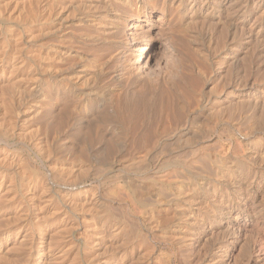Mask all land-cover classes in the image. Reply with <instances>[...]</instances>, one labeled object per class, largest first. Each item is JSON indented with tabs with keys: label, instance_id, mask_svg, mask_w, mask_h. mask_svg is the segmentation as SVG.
<instances>
[{
	"label": "rangeland",
	"instance_id": "obj_1",
	"mask_svg": "<svg viewBox=\"0 0 264 264\" xmlns=\"http://www.w3.org/2000/svg\"><path fill=\"white\" fill-rule=\"evenodd\" d=\"M0 1V264H264V0Z\"/></svg>",
	"mask_w": 264,
	"mask_h": 264
},
{
	"label": "bare ground",
	"instance_id": "obj_2",
	"mask_svg": "<svg viewBox=\"0 0 264 264\" xmlns=\"http://www.w3.org/2000/svg\"><path fill=\"white\" fill-rule=\"evenodd\" d=\"M23 1H25V0H23ZM0 2H2V1H0ZM4 2H7V1H4ZM13 2H14V1H13ZM15 3H16V2H15ZM23 3H24V2H23ZM37 3H38V1H37ZM3 4H5V3H3ZM7 4H8V3H7ZM10 4H11V3H10ZM10 4H9V5H10ZM11 5H12V4H11ZM5 6H6V4H5ZM21 6H22V5H21ZM22 7H23V6H22ZM2 8H4L3 5H2ZM8 8H9V7H8ZM19 8H21V7H19ZM21 9H22V8H21ZM19 10H20V9H19ZM43 12H44V9H43ZM10 13H11V12H10ZM21 13H22V12H21ZM0 14H2L1 11H0ZM8 14H9V13H8ZM12 15H13V14H12ZM17 16H18V15H17ZM35 16H36V15H35ZM7 17H8V16H7ZM12 18H13V16H12ZM39 18H40V17H39ZM34 19H35V18H34ZM0 20H1V19H0ZM15 20H16V19H15ZM40 20H41V19H40ZM122 20H123V19H122ZM5 21H6V20H5ZM8 21H9V20H8ZM32 21H33V20H32ZM41 21H42V20H41ZM116 21H117V20H116ZM1 22H2V21H1ZM13 22H16V21H13ZM17 22H18V21H17ZM35 22H36V21H35ZM124 22H125V21H124ZM124 22H123V23H124ZM114 23H115V22H114ZM116 23H117V22H116ZM126 23H127V22H126ZM40 24H42V23H40ZM119 24H120V23H119ZM119 24H118V26H119ZM13 25H14V24H13ZM32 25H33V24H32ZM42 25H43V24H42ZM121 25H123V24H121ZM134 25H136V23L134 24L133 22L130 21V22L128 23V28H124V29H127V31L121 32V34H119V36L121 35L120 37L123 36V37L126 38V37L128 36V34H129V35H130L129 39H130V40H133L132 35L135 34V32L133 33ZM27 26H28V25H27ZM39 26H40V25H39ZM116 26H117V24H116ZM126 26H127V25H126ZM120 27H121V26H120ZM122 27H125V23H124V26H122ZM11 28H12V27H11ZM8 29H9V27H8ZM117 29H118V28H117ZM124 29H123V30H124ZM10 30H11V29H10ZM18 30H19V29H18ZM24 30H25V29H24ZM26 30H27V29H26ZM26 30H25V31H26ZM120 30H122V28H120ZM134 30H135V29H134ZM117 31H118V30H117ZM12 32H13V29H12ZM18 32H19V31H18ZM22 32H23V31H22ZM27 32H28V31H27ZM15 33H16V32H15ZM0 34H1V33H0ZM28 34H29V33H28ZM116 34H117V33H116ZM14 35H15V34H14ZM16 36H20V37H21L20 34H19V35L17 34ZM3 37H4V36H3ZM8 37H9V36H8ZM123 37H122V38H123ZM27 38H28V37H27ZM122 38H121V39H122ZM134 38H135V37H134ZM11 39H12V38H11ZM123 40H124V39H123ZM125 40H126V39H125ZM125 40H124V41H125ZM17 42H18V41H17ZM20 42H21V41H20ZM11 43H12V42H11ZM15 43H16V41H15ZM20 45H21V44H20ZM2 46H3V45H2ZM18 46H19V45H18ZM10 47H11V46H10ZM4 48H5V47H3L2 49H4ZM16 48H17V47H16ZM16 48H15V50H16ZM20 48H21V47H19V49H20ZM2 49H0V50H2ZM4 51H5V50H4ZM8 52H9V51H8ZM4 53H5V52H4ZM12 53H13V52H12ZM7 54H8V53H7ZM14 54H15V52H14ZM10 55H11V54H10ZM17 55H18V54H17ZM3 56H4V55H3ZM13 57H14V56H13ZM1 59H2V58H1ZM10 59H11V58H10ZM13 60H14V59H13ZM138 62H139L138 65L143 69L144 67H142V60H141V57L139 58ZM15 64H16V63H15ZM16 65H17V64H16ZM16 65H15V66H16ZM11 68H12V66H11ZM14 69H15V68H14ZM11 70H12V69H11ZM5 71H6V70H5ZM6 72H7V71H6ZM135 107H136V105H135ZM148 135H149V134H148ZM149 137H150V136H149ZM76 156H77V155H76ZM77 157H79V156H77ZM77 157H76V158H77ZM80 157H81V156H80ZM76 161H77V160H76ZM79 161H80V159H79ZM77 163H78V162H77ZM83 163H84V162H83ZM78 164H79V163H78ZM74 166H75V165H74ZM82 166H83V165H82ZM82 166H81V167H82ZM2 167H3V166H2ZM81 167H80V168H81ZM84 167H85V166H83V168H84ZM73 168H74V167H73ZM76 168H77V167H76ZM78 168H79V167H78ZM83 168H82V169H83ZM70 169H71V168H70ZM82 169H81V170H82ZM62 170H63V169H62ZM11 171H12V170H11ZM77 171H78V169H77ZM5 172H6V171H5ZM5 172H4V171L2 172V176H3V177H4V175H5ZM70 172H71V171H70ZM0 173H1V172H0ZM0 175H1V174H0ZM6 175H7V174H6ZM1 181H2V180H1ZM29 181H30V180H29ZM27 183H28V182H27ZM38 185H39V184H38L37 181L34 182V184L32 185L33 189L37 188ZM41 185H42V184H41ZM28 186H29V185H28ZM160 187H161V186H160ZM29 189H30V188H29ZM33 189H32V190H33ZM145 189H146V188H145ZM30 193H31V191H30ZM141 193H142V192H141ZM141 193H140V194H141ZM142 194H143V193H142ZM142 194H141V197H142ZM146 194H147V193H146ZM30 195H31V194H30ZM30 195H29V196H30ZM34 195H36V193H35ZM147 195H148V194H147ZM33 197H34V196H33ZM147 198H148V197H147ZM142 199H143V198H142ZM150 201H151V200H150ZM70 204H71V203H70ZM63 206H64V205H63ZM66 207H67V206H66ZM62 212H63V211H62ZM65 213H66V212H65ZM161 215H162V222H163V225H164V220L166 219V220L168 221V219H167L168 217H165L166 214H165V215L161 214ZM173 215H174V214H173ZM177 215H178V214H177ZM158 216H159V215H158ZM166 216H167V215H166ZM151 218H152V217H151ZM164 218H165V219H164ZM158 221H159V220H158ZM167 221H166V222H167ZM157 224H158V223H157ZM94 225H95V224H94ZM103 226H104V225H103ZM103 226H102V227H103ZM95 227H97V226H95ZM99 228H100V227H99ZM40 254H41V253H40ZM44 260H45V259H44ZM44 260H43V261H44Z\"/></svg>",
	"mask_w": 264,
	"mask_h": 264
}]
</instances>
